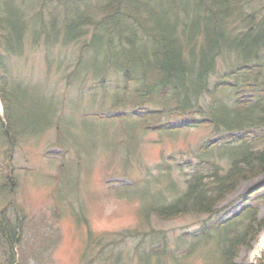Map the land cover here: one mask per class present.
<instances>
[{
	"label": "rangeland",
	"instance_id": "1",
	"mask_svg": "<svg viewBox=\"0 0 264 264\" xmlns=\"http://www.w3.org/2000/svg\"><path fill=\"white\" fill-rule=\"evenodd\" d=\"M84 45L75 40L47 49L28 39L22 54L0 49L9 121L7 129L0 124V227L18 222L23 230V256L14 247L15 264H146L144 250L152 264H223L219 229H242L248 206L264 218V175L239 182L212 214L162 219L152 209L160 205L154 200L171 203L184 193L202 161L208 175L210 161L226 170L218 150L204 152L246 133L214 134L207 122L193 125L198 116L142 118V107L166 104L161 93L138 108L123 91L129 102L114 109L121 77L109 72L106 87H98L102 79L90 66L77 67L94 56ZM233 62L231 55L217 59L211 88ZM216 93L227 102L237 94L229 88ZM250 95L244 89L239 96ZM208 101L206 95L201 103ZM5 103L0 95V119ZM4 250L0 264H9ZM235 263L264 264V228L250 247L239 248Z\"/></svg>",
	"mask_w": 264,
	"mask_h": 264
},
{
	"label": "trees",
	"instance_id": "2",
	"mask_svg": "<svg viewBox=\"0 0 264 264\" xmlns=\"http://www.w3.org/2000/svg\"><path fill=\"white\" fill-rule=\"evenodd\" d=\"M28 39L34 47L47 49L84 40L83 51L90 48L94 56L89 64L81 58L77 67L90 66L102 79L98 87H106L109 72L121 77L114 109L129 102L123 91L133 95L132 104L138 108L148 103L149 95L161 93L160 100L168 106L142 107V118L198 116L193 125L207 122L214 134L246 133L204 152L207 156L218 150L228 162L227 169L212 166L205 158L211 163L210 174L204 173L207 161H202L185 181L184 193L171 203L161 204V197L154 200L160 204L152 209L158 217L212 214L239 182L264 175V0H0V49L22 54ZM230 55L235 61L232 69L211 88L217 59ZM225 88L237 93L235 100L216 97ZM244 89L251 94L246 99L239 96ZM0 95L5 103L1 88ZM206 95L210 101L202 104ZM7 114L5 103L0 124L6 129ZM260 186L264 188V182ZM257 213L256 206H248L242 229L220 227L217 239L223 264H236L239 248L250 247L264 228V218ZM17 223L0 227V242L7 245L0 250L6 252L9 264L16 263L14 247L19 246V256L24 251L23 230ZM149 252L141 254L146 264H152Z\"/></svg>",
	"mask_w": 264,
	"mask_h": 264
}]
</instances>
